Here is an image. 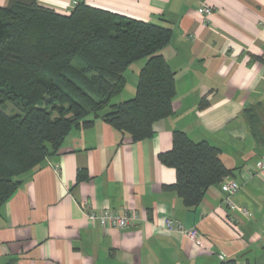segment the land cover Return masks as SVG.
<instances>
[{
    "label": "crops",
    "instance_id": "crops-1",
    "mask_svg": "<svg viewBox=\"0 0 264 264\" xmlns=\"http://www.w3.org/2000/svg\"><path fill=\"white\" fill-rule=\"evenodd\" d=\"M78 1L171 28L161 53L175 72L172 112L138 141L100 119L72 130L0 207V264H264V0H37L59 14ZM200 6L213 13L203 18ZM125 90L126 78L120 101L135 87ZM175 130L219 149L239 186L235 207L221 182L193 208L164 187L175 170L158 154ZM124 206L134 214L126 228L88 216ZM166 218L200 239L166 230Z\"/></svg>",
    "mask_w": 264,
    "mask_h": 264
},
{
    "label": "trees",
    "instance_id": "trees-1",
    "mask_svg": "<svg viewBox=\"0 0 264 264\" xmlns=\"http://www.w3.org/2000/svg\"><path fill=\"white\" fill-rule=\"evenodd\" d=\"M171 32L163 21H143L83 1L69 14L37 0L0 6V207L72 130L90 127L95 119L133 141L152 136L154 122L172 112L175 72L161 53ZM141 59L134 95L112 103L124 89V72ZM7 103L18 113H6ZM158 159L174 168V183L164 187L186 208L198 205L205 190L230 173L217 147L179 130ZM83 177L79 172L78 180ZM219 264L243 263L228 258Z\"/></svg>",
    "mask_w": 264,
    "mask_h": 264
},
{
    "label": "built area",
    "instance_id": "built-area-1",
    "mask_svg": "<svg viewBox=\"0 0 264 264\" xmlns=\"http://www.w3.org/2000/svg\"><path fill=\"white\" fill-rule=\"evenodd\" d=\"M198 12L203 18H206L213 13V8L210 6H200ZM262 166H264V163ZM238 188L239 186L236 181L229 176H225L222 179L221 190L225 193V205L229 207L236 206L233 201V195ZM85 207L86 206L84 204V208ZM88 216L102 227L112 226L117 228H126L130 226L134 219V214L126 206L122 207L121 209L103 210L100 212L89 210ZM163 225L166 230L178 232L192 241H197L200 239V235L196 227L185 226L178 220L166 218Z\"/></svg>",
    "mask_w": 264,
    "mask_h": 264
},
{
    "label": "rangeland",
    "instance_id": "rangeland-1",
    "mask_svg": "<svg viewBox=\"0 0 264 264\" xmlns=\"http://www.w3.org/2000/svg\"><path fill=\"white\" fill-rule=\"evenodd\" d=\"M145 59H141L139 61H136L134 63H132L127 69L126 71L124 72V76L126 78V90L125 92H128L129 89H132L134 88L136 85H134L135 83V80L137 79V76H138V72H139V69L141 67V63L144 62ZM124 95V93H121L119 96H115L113 97V99L111 100L112 103L114 102H120V98ZM125 99V98H124ZM123 99V100H124ZM127 99V98H126ZM122 100V101H123ZM3 109L6 113H9V114H16L18 113V110L13 107L11 104L7 103L3 106Z\"/></svg>",
    "mask_w": 264,
    "mask_h": 264
}]
</instances>
